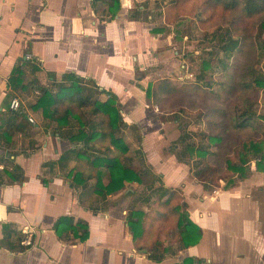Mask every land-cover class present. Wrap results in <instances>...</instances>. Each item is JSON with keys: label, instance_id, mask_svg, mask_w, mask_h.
Returning <instances> with one entry per match:
<instances>
[{"label": "crops", "instance_id": "1", "mask_svg": "<svg viewBox=\"0 0 264 264\" xmlns=\"http://www.w3.org/2000/svg\"><path fill=\"white\" fill-rule=\"evenodd\" d=\"M108 1L0 0V111L10 103L6 80L19 60H28L26 55L40 66L33 75L40 85L65 73L92 79L118 98L127 125L123 132L128 155L140 150L163 186L181 191L190 219L202 230L201 239L160 262L148 259V252L134 246L126 223L139 184L133 182L109 195L106 209L93 212L92 207L101 203L93 180L84 188L70 187L64 173L73 161L64 170L57 164L45 165L71 144L43 127L40 113L29 108L34 97L23 95L22 108L35 123L0 145L4 182L0 184V264H179L187 256L208 264H264V171H257L251 161L249 174L234 176L229 188L221 182L212 190L204 189L188 163L169 150L179 132H173L170 121L155 106L149 107L145 97L148 82L174 79L181 73L173 28L165 25L163 7L147 6L150 0H120L111 17ZM260 69L264 76V59ZM261 93L258 102L264 114V89ZM15 164L23 170L22 183H10L5 175ZM66 214L88 223L84 242L69 244L54 234V220ZM2 223L27 232L25 236L34 234L33 245L25 252L6 247Z\"/></svg>", "mask_w": 264, "mask_h": 264}, {"label": "trees", "instance_id": "2", "mask_svg": "<svg viewBox=\"0 0 264 264\" xmlns=\"http://www.w3.org/2000/svg\"><path fill=\"white\" fill-rule=\"evenodd\" d=\"M183 1L170 0L164 7L165 25L173 27L174 40L178 39V18L182 16L180 5ZM204 3L232 14L231 19L223 23L224 29L217 28L211 35L218 39V49L224 55V59H218L221 72L214 82H205L204 88L199 80L204 79L205 70L210 67L205 61L203 74H199L195 82L163 77L148 82L144 92L149 107L155 106L160 112L168 109L176 97L193 98V101L205 99L204 106L201 107V102L196 105L197 109H202L197 114L196 126L203 127H196L193 132V137H199V141H187L190 135L185 132L171 143L170 151L180 143L182 148L175 154L186 163L188 154L193 153L197 171L192 174L201 179L205 190H212L221 182L226 189L234 183V176L245 178L249 174L251 161L255 162L257 171H264V114H258L255 108L256 92L264 89V76L257 68L262 62L264 38L260 43L256 42V38L264 34V0H204ZM120 6V0L108 1L107 11L111 17ZM157 30L160 29L151 31ZM39 70L40 66L32 59L19 60L6 80V87L10 100L16 95L34 97L29 108L40 112L43 127L71 144L56 161L45 165L57 164L64 170L73 161L74 165L64 173L70 187L84 188L93 180V191L101 202L92 207L93 212L106 209L109 195L122 192L133 182L141 185L145 174H154L145 189H155L154 182H160L159 188L155 189L159 191L155 205L148 211L133 205L127 210L126 223L134 246L148 252V259L160 262L166 255L196 245L202 230L190 219L181 191L164 187L150 165L141 169L131 163L129 146L123 137L127 125L117 96L100 89L92 79L74 73H65L59 80L53 78L47 85H40L33 76ZM101 95L106 98L101 99ZM28 124L22 105L16 110L8 105L0 111V145L3 144L1 140L10 143L15 133L25 132ZM136 154L142 155V152L136 150ZM4 172L10 183L25 180L22 168L16 164L12 170ZM143 197L138 195L137 200H143ZM1 226L6 247L25 252L33 245L34 234H30L25 242L27 232L13 229L9 223ZM52 230L60 241L69 244L84 242L89 236L88 223L69 214L57 217ZM163 231H172L171 243L162 241ZM179 264L208 263L187 256Z\"/></svg>", "mask_w": 264, "mask_h": 264}, {"label": "rangeland", "instance_id": "3", "mask_svg": "<svg viewBox=\"0 0 264 264\" xmlns=\"http://www.w3.org/2000/svg\"><path fill=\"white\" fill-rule=\"evenodd\" d=\"M170 0H158V3H153L150 0V5L153 8L157 6L161 8L166 6ZM183 5H180V16L178 28V39L174 41V48L177 50L179 54L180 60V75L177 77L175 76V80L179 82H195L199 74H203V62H208L209 68L205 70L204 79L199 80V83L203 85L205 88V82H214V78L217 77L218 73L221 72V67L218 65V59H224L223 52L218 49V39L211 38L212 33L217 28L223 30L225 25L223 23H227L229 19H231L232 14L228 11H224L222 8L217 6L207 7L204 3V0H184L181 2ZM159 10V9H158ZM153 11H157V8ZM159 20V18H158ZM157 20V21H158ZM162 21H158V25H161ZM169 28L171 25H169ZM218 30V32L220 31ZM264 38V34L260 37L256 38V42H261ZM262 62L264 59V51H261ZM261 62V63H262ZM258 70L261 71L260 65L257 66ZM189 74H191L189 76ZM261 90L256 92L258 100L260 97ZM19 99H23L24 96H17ZM32 102V101H31ZM197 102H201V107L205 105V99L202 98L196 101H193V98H183V97H176L172 99L171 106L168 109L163 111V116L166 117L168 121L172 124V130L174 133L179 132V136L185 132H188L190 138L187 141H199V137H193V132L196 130V119L197 114L202 109L196 108ZM200 107V106H199ZM257 112L259 114H263L262 108H260L259 102H257L255 106ZM40 113V112H39ZM33 117V116H32ZM34 119V117H33ZM35 121V119H34ZM184 127V128H183ZM201 126L198 124V129ZM123 137L125 139V132H123ZM179 137H177L178 139ZM177 139H175L177 141ZM182 145L179 143L177 148L174 149V153L180 151ZM133 150V149H131ZM130 154H134V150L131 151ZM170 150V147H169ZM132 160L131 163L136 166V168H144L145 162L141 155H131ZM188 159V166L190 171H197L195 168V156L193 153L188 154L186 157ZM154 179V174H145L144 176V183L138 185L135 188V195L133 196L132 202L130 205H133L134 208H139L144 211H148V209L155 205L154 202L158 198L159 191H156V188H159V181L154 182L155 189L147 190L146 185L150 183ZM138 195H143L147 198V200H137ZM129 205V206H130ZM172 223V222H171ZM173 225V223H172ZM164 236L162 241L164 243L172 241L171 235L172 231H163Z\"/></svg>", "mask_w": 264, "mask_h": 264}, {"label": "built area", "instance_id": "4", "mask_svg": "<svg viewBox=\"0 0 264 264\" xmlns=\"http://www.w3.org/2000/svg\"><path fill=\"white\" fill-rule=\"evenodd\" d=\"M30 57H31L30 55H26V56H25L26 59H30ZM190 75H191V74H189V76H190ZM20 105H21V101L19 100V98H17V97H13V98H11L10 103H9V107H10L11 109L16 110V109H18V108L20 107ZM24 112H25V111H24ZM25 113H26V112H25ZM26 118H27V121H28L29 123H31V124H34V123H35L33 117L30 116V115L27 114V113H26ZM28 240H29V236L26 237L25 242H28Z\"/></svg>", "mask_w": 264, "mask_h": 264}]
</instances>
